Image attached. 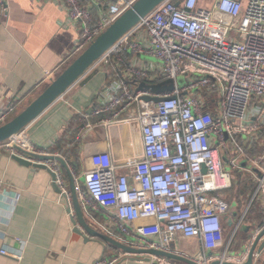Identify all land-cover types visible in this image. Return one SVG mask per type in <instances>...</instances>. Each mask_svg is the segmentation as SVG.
Here are the masks:
<instances>
[{"label": "built area", "instance_id": "built-area-1", "mask_svg": "<svg viewBox=\"0 0 264 264\" xmlns=\"http://www.w3.org/2000/svg\"><path fill=\"white\" fill-rule=\"evenodd\" d=\"M81 1L59 0L69 24L78 26L73 54L136 0H86L89 5ZM6 9V0H0V17ZM209 27L222 28L223 38L208 36ZM230 33L237 39L228 38ZM97 65L107 67L110 78L91 109L95 122L85 121L74 140L95 127L107 131L127 115L139 125L142 155L130 163L126 174H118L112 164L86 171L83 188L75 184L83 209L100 205L109 209L111 225L120 233L136 235L146 248L169 251L181 234L199 239L202 249L210 251L217 246L223 218L231 215L228 203L214 193L230 188L231 171L242 169L252 172L256 181L250 204L256 200L264 211V154L252 159L245 150V143L256 140L264 126V109L252 106L264 97V0H211L210 7L199 5V0H165L90 69ZM168 79L173 85L169 91L154 93L139 87ZM214 90L219 102L211 106L207 100ZM16 112L15 105H0V125ZM250 118L253 123L246 125ZM23 133L24 129L0 143L1 149L11 158L48 154L23 144ZM45 164L54 172L59 196L71 208L60 164L53 160ZM22 243L17 249L0 247V254L21 260ZM246 258L247 251L227 261L242 263ZM146 264L174 263L151 256Z\"/></svg>", "mask_w": 264, "mask_h": 264}, {"label": "crops", "instance_id": "crops-1", "mask_svg": "<svg viewBox=\"0 0 264 264\" xmlns=\"http://www.w3.org/2000/svg\"><path fill=\"white\" fill-rule=\"evenodd\" d=\"M83 4L89 5L86 0ZM199 5L210 7L211 0H199ZM6 7L0 17V105H15L18 111L75 56L73 50L79 30L75 24H69L67 11L59 0H6ZM224 34L225 31L217 27H209L207 32L215 39H222ZM231 37L237 39L234 33L228 35ZM89 72L94 75L88 82L71 86L25 127L22 135L23 144H33L51 155L61 156L68 163L74 184L80 188H83L86 171L112 164L118 174H126L130 163L142 155L139 125L127 119V115L123 116L124 121L107 131L95 127L78 141L74 140L85 121L95 122L97 117L91 115V109L110 78L104 65H97ZM48 73H51L50 77H47ZM218 97L219 92L214 90L207 101L215 106ZM252 106L263 111L264 97ZM80 112L87 117H80ZM250 119L246 125L253 123V118ZM245 144L249 145V142ZM252 144L257 146L258 157H261L264 154V129ZM241 165L246 167L247 162L243 161ZM61 169L70 190L66 170ZM254 173L259 176L258 172ZM232 186L214 193L228 203L231 212L223 218L216 248L204 251L199 239L177 234L171 246L173 253L194 264H210L214 258L224 256L227 261L230 257H241L248 250L251 236L264 224L251 227L250 222L243 219L252 204V194L241 209L237 202H228ZM83 211L91 229L101 236L134 249L146 248L136 235H125L111 225L109 209L100 205ZM71 213L76 220L75 212L71 210ZM230 220L234 221L232 225L227 224ZM20 241L24 245L22 259L0 254V264H101L111 259H116L113 264H146L153 256L144 252H125L109 240L88 234L77 220L74 225L68 206L52 184L50 173L18 163L0 147V247L17 249ZM202 256L205 257L203 261ZM169 260L174 264H191ZM252 264H264V246L259 250V243Z\"/></svg>", "mask_w": 264, "mask_h": 264}, {"label": "water", "instance_id": "water-1", "mask_svg": "<svg viewBox=\"0 0 264 264\" xmlns=\"http://www.w3.org/2000/svg\"><path fill=\"white\" fill-rule=\"evenodd\" d=\"M165 0H136L131 7L126 9L121 13L110 25H108L101 33H99L92 42H90L77 56L72 58L65 67H63L59 72L54 74V76L47 81L39 93L20 111L12 115L7 121L0 125V143L9 140L12 136L19 133L21 130L25 129L33 120H35L43 111H45L56 99L61 97L66 93L71 86L76 83L85 84L90 80L94 73H90V67L99 60V58L125 33H127L132 27H134L144 16L150 13L154 8H156L160 3ZM140 88H149L154 93H160L164 91H169L173 88L172 81L170 79L166 80L160 84H146L141 83ZM148 99V97H145ZM154 101H158L159 97H152ZM254 120V119H252ZM29 158H23L18 156H13L12 158L18 163L32 167V168H42L50 173L52 184L59 189L55 183L54 172L51 171L45 164L50 160L56 161L66 170L70 181V193L72 197V206L68 208V211L73 210L75 212L76 220L81 225V227L90 235H97L102 237L104 240H109L113 245L125 252H144L151 254L155 257H165L167 259H176L180 261H186L188 263L194 264L189 259L183 257L178 253H173V248L171 247L169 251H164L162 249L156 248H144V249H134L118 242H115L105 236H101L99 233L91 229L85 216L83 207L77 198L75 192V184L73 181V176L69 171L68 163L59 155L51 154H35L27 153ZM33 159L39 161L34 162ZM71 219L74 225H76V220L74 213L71 215ZM233 220H230L227 224L232 225ZM78 232V231H76ZM79 233V232H78ZM256 233V232H255ZM254 233V234H255ZM252 235L250 239L249 248L247 250L246 261L230 262L224 259L218 258L213 260L210 264H252L253 255L255 248L259 243V250L264 246V226L259 229L256 235ZM172 246V245H171ZM258 254V253H257ZM203 256L202 259L203 260ZM150 259H148L149 261Z\"/></svg>", "mask_w": 264, "mask_h": 264}, {"label": "trees", "instance_id": "trees-1", "mask_svg": "<svg viewBox=\"0 0 264 264\" xmlns=\"http://www.w3.org/2000/svg\"><path fill=\"white\" fill-rule=\"evenodd\" d=\"M83 3V1H81ZM255 102V101H254ZM253 103V102H252ZM261 130L264 129V126L261 125ZM246 153L252 159H259V152L257 146L255 144H250L245 147ZM232 180L235 184H233L232 189L230 190L232 194L230 198H228V202H234L240 206H242L245 202H247L254 192L256 187V181L249 175L248 172L244 170H235L232 172ZM251 211V213H249ZM248 213L245 214L243 219H247L251 227L255 226H262L264 224V211L259 202L254 200L247 211Z\"/></svg>", "mask_w": 264, "mask_h": 264}, {"label": "rangeland", "instance_id": "rangeland-1", "mask_svg": "<svg viewBox=\"0 0 264 264\" xmlns=\"http://www.w3.org/2000/svg\"><path fill=\"white\" fill-rule=\"evenodd\" d=\"M88 4H90L89 1H88ZM78 54H79V53L75 54V56H77ZM75 56H74V57H75ZM74 57H73V58H74ZM183 80H184V78H183L182 76H180L179 81L182 82ZM18 111H20V110H18ZM18 111H17V112H18ZM232 150H233V147H230V153H231ZM222 161H223V163H224V168H225V165L227 164V158H226L225 155L222 156ZM248 173H249V175H251L252 172H251V173L248 172ZM251 177H252V176H251Z\"/></svg>", "mask_w": 264, "mask_h": 264}]
</instances>
